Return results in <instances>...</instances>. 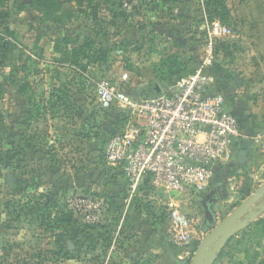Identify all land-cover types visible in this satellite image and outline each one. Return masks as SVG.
Instances as JSON below:
<instances>
[{"label":"rangeland","instance_id":"rangeland-1","mask_svg":"<svg viewBox=\"0 0 264 264\" xmlns=\"http://www.w3.org/2000/svg\"><path fill=\"white\" fill-rule=\"evenodd\" d=\"M33 1L10 0L11 32L0 30L6 43L0 48L4 85L0 98V262L26 256L34 260L38 252L54 249L53 238L28 208L19 210L17 217L19 212L8 214L5 206L14 198L25 202L34 193L49 192L80 221L96 228L95 252L103 255L98 264H190L206 230L264 179L256 175L255 166L236 160L217 172L212 189L203 194H173L145 183L130 199L127 180L106 157V145L129 125L131 113L118 104L100 109L97 84L104 78L120 82L127 72L125 89L130 97L136 98L134 91L149 96L148 87L161 82L162 60L173 57L181 64V72L173 76L176 79L194 71L212 44L215 90L238 96V80L264 78V67L258 62L264 56L243 38L241 14L256 7L257 0H214L210 6L205 0H122L126 21L120 18L116 27L99 23L104 29L95 37L97 43L104 39L113 44L112 53L102 62L84 60L81 64L86 69L72 64L69 52L87 32L98 30L97 23L70 0L62 1L71 17L61 11L45 16L32 8ZM259 1L264 8V0ZM22 3L26 10L19 9ZM215 9L217 17H212ZM213 22L229 26L232 35H215ZM172 205L192 220L196 238L190 244L172 240L168 221ZM109 234L112 242L105 254L104 236ZM83 252L84 260L96 254L89 248ZM47 256L50 264H85ZM263 263L264 214L228 242L215 264Z\"/></svg>","mask_w":264,"mask_h":264},{"label":"built area","instance_id":"built-area-1","mask_svg":"<svg viewBox=\"0 0 264 264\" xmlns=\"http://www.w3.org/2000/svg\"><path fill=\"white\" fill-rule=\"evenodd\" d=\"M212 29L215 35L233 33L220 22H213ZM209 48L194 71L167 82L159 95L130 97L127 72L121 84L106 78L98 82L95 97L100 109L118 104L131 113L129 125L113 130L106 145V157L127 180L130 199L145 183L173 194H203L218 170L234 161L244 135L226 96L215 90L212 44ZM262 140L264 131L254 138L256 143ZM168 221L174 242L187 245L195 240L192 220L177 206L169 208Z\"/></svg>","mask_w":264,"mask_h":264},{"label":"trees","instance_id":"trees-1","mask_svg":"<svg viewBox=\"0 0 264 264\" xmlns=\"http://www.w3.org/2000/svg\"><path fill=\"white\" fill-rule=\"evenodd\" d=\"M70 1L75 2V4L79 7V11L89 16L93 22L97 23L99 27L98 30H91L87 32L84 39L80 43L79 41L76 42L75 47L70 50L69 59L72 60V64L79 66L84 60H87V62H102L107 60L113 51V44H110L104 39H101L97 43L95 37H97V35L99 37L100 34H102V30L104 29L100 27L99 23L116 27L120 18H123L126 21L128 16L127 13L122 10V0ZM158 1L171 3L172 1L176 0ZM205 1L206 5L210 6V2H213L214 0ZM9 2L10 0H0V30H2V32L5 34L11 32L8 26V22L11 17V8L9 7ZM63 5L64 3L62 0H34L32 3V8H35L45 16H53L61 11L71 17V14L68 13V10ZM25 7L26 5L24 3L19 5L20 10H26ZM211 13L212 17H214L218 14V10L215 9L214 13ZM109 16H111L110 19H108ZM104 35L108 36V32L106 30ZM5 44L4 37L0 35V48H5ZM176 61L177 60L173 57H168L162 60L160 66V70L163 71L160 80L161 82L157 83L162 84L175 80L173 76H176L181 72V64L177 63L178 61ZM80 66H83V68L86 69V65L81 64ZM3 94L4 85L2 82H0V98L3 96ZM149 94L153 95V92H149ZM235 163L236 161H233L228 166H233ZM221 170L222 168L219 169L218 172ZM5 206L8 209V214L10 212L12 215L17 214L19 210L20 212H24L25 209L28 208L30 215H32L39 222L40 228L43 229L51 238H53L54 249L45 252H38L36 256L34 255V260L31 258V256L19 258L16 260V262L9 260V258H4L1 259L0 264H50L51 262L50 258L47 256L48 254H52L57 258L61 257L62 261L77 260L85 264H91V262L98 264V260H100L102 263L103 255L95 252L98 245V233L97 235L94 234L93 229L96 228L88 226L87 224L80 221L71 208H68V206L60 203L56 194H50L49 192L34 193L32 197H28L25 202H22V199L20 198H14V200L12 199L5 202ZM20 212L17 217L21 216ZM104 240L106 242V250L104 253L106 254L107 248H109L111 245L112 236L110 234L106 235L104 236ZM85 248H89L90 251L93 253L95 252L96 254L91 258H85L84 260L85 256L82 254L84 253L83 250ZM2 249L3 251H6V248ZM15 258H17V256H15ZM56 260L57 259H55L54 262Z\"/></svg>","mask_w":264,"mask_h":264},{"label":"crops","instance_id":"crops-1","mask_svg":"<svg viewBox=\"0 0 264 264\" xmlns=\"http://www.w3.org/2000/svg\"><path fill=\"white\" fill-rule=\"evenodd\" d=\"M241 15L244 19V42L250 43L257 54L264 56V8L262 3L257 0L256 7L246 8ZM258 62L264 67L263 59ZM237 83L241 84L239 85L240 90L235 92L238 96H226L227 107L238 118L244 138L250 139L245 163L255 166L256 175L261 174L264 179V140L260 143L254 141L256 134L264 131V78L255 76L253 81L238 80ZM251 85L254 88L250 87ZM244 138L236 145L234 161L239 159Z\"/></svg>","mask_w":264,"mask_h":264},{"label":"water","instance_id":"water-1","mask_svg":"<svg viewBox=\"0 0 264 264\" xmlns=\"http://www.w3.org/2000/svg\"><path fill=\"white\" fill-rule=\"evenodd\" d=\"M166 85V83L159 84L155 82L152 86L148 87V91L153 92V95H159ZM133 95L138 98L140 93L134 91ZM249 147L250 139L244 138L239 159L237 160L239 164L245 163L246 151ZM263 214L264 183L259 185L249 197L235 206L210 231L206 230L205 236L197 245L190 264H215L228 242L240 231L248 228L253 222L258 220Z\"/></svg>","mask_w":264,"mask_h":264},{"label":"flooded vegetation","instance_id":"flooded-vegetation-1","mask_svg":"<svg viewBox=\"0 0 264 264\" xmlns=\"http://www.w3.org/2000/svg\"><path fill=\"white\" fill-rule=\"evenodd\" d=\"M216 178V177H215ZM214 181V180H213ZM213 181L211 182V185H210V187H209V189H208V191H210V189H212V185H213Z\"/></svg>","mask_w":264,"mask_h":264}]
</instances>
